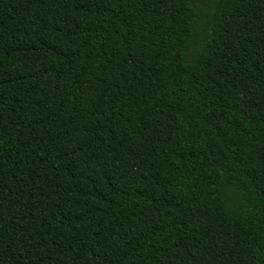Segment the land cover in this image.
<instances>
[{"label": "trees", "instance_id": "16d2710c", "mask_svg": "<svg viewBox=\"0 0 264 264\" xmlns=\"http://www.w3.org/2000/svg\"><path fill=\"white\" fill-rule=\"evenodd\" d=\"M0 264H264V0H0Z\"/></svg>", "mask_w": 264, "mask_h": 264}]
</instances>
